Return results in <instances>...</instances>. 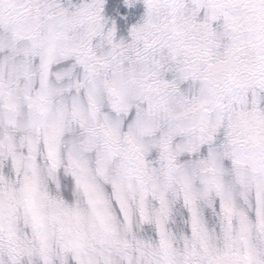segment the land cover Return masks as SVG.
<instances>
[{
    "label": "clouds",
    "instance_id": "clouds-1",
    "mask_svg": "<svg viewBox=\"0 0 264 264\" xmlns=\"http://www.w3.org/2000/svg\"><path fill=\"white\" fill-rule=\"evenodd\" d=\"M0 264H264V0H0Z\"/></svg>",
    "mask_w": 264,
    "mask_h": 264
}]
</instances>
